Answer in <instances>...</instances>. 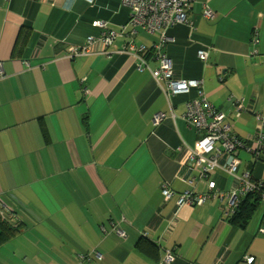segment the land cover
Listing matches in <instances>:
<instances>
[{
  "label": "crops",
  "instance_id": "obj_1",
  "mask_svg": "<svg viewBox=\"0 0 264 264\" xmlns=\"http://www.w3.org/2000/svg\"><path fill=\"white\" fill-rule=\"evenodd\" d=\"M205 3L214 18L203 17ZM188 17L194 27L174 26L163 47L175 77H203L223 121L253 139L264 117V0H193ZM128 20L121 0H0V217L21 225L10 233L0 222V264H157L167 251L172 264H264L263 199L244 226L230 222L220 195L178 208L186 190L214 180L228 192L237 181L189 168L198 133L182 114L195 90L169 98L149 53L138 69L124 47H151L159 35L133 32ZM95 21L120 34L70 56L101 33ZM29 28L35 39L21 48ZM159 111L167 117L156 125ZM239 158L240 174L264 182V138L259 157L240 149Z\"/></svg>",
  "mask_w": 264,
  "mask_h": 264
},
{
  "label": "built area",
  "instance_id": "obj_2",
  "mask_svg": "<svg viewBox=\"0 0 264 264\" xmlns=\"http://www.w3.org/2000/svg\"><path fill=\"white\" fill-rule=\"evenodd\" d=\"M92 4L94 0H85ZM122 4L129 9L128 24L135 32L141 29L147 33H158L159 39L150 47L152 58L158 62L156 68H149L153 78L161 84L165 94L170 98L179 94H190L195 90V96L191 97L186 103V110L182 114L187 126L198 133V139L192 147L183 145L178 146L177 152L184 146L189 149L190 162L189 168H200L202 177L207 176L213 171L224 169L225 172L235 178L237 186L232 190L225 192L219 190L214 180H209L208 190L195 192L186 190L179 194L177 198L178 208L184 205H202L208 199L220 195L226 197L227 202L224 205V214L231 216L240 202L251 192L260 191L261 198L264 200V182L253 180L249 172L239 173L241 159L239 150L245 149L259 157L262 151V142L264 138L263 127L264 117L257 118L259 129L251 140L240 137L232 128L231 124L223 121V114L214 107L208 100L205 88L204 78L194 77L189 79H179L174 76V70L171 59L163 50L164 44L171 39L168 30L179 24H185L193 28V22L188 17V11L191 8L193 0H121ZM202 15L206 19H212L216 13L205 3ZM101 29L99 36H89L87 44L82 47L71 49L70 56H79L88 54L92 51V45L96 42H102L104 45L111 44L120 34L118 31L110 28L105 21H95L94 23ZM255 42L257 37L255 36ZM123 52L134 53L140 60L138 69L143 66L148 67L146 58L139 54L145 50L142 44L138 46L133 41L127 43ZM131 51V52H130ZM198 57L205 61L208 52L205 49L198 50ZM236 106V115L245 109L242 99L233 100ZM167 117L165 112L159 111L153 115L154 124L158 125ZM173 117H175L173 115ZM250 143H254L250 146ZM193 180V179H192ZM190 180V181H192ZM194 181V180H193ZM162 194L165 200H168L174 194L169 184L162 185ZM116 233L124 236L125 232L116 228ZM248 263L254 261L253 256L246 258ZM173 255L167 251L164 258L157 264H172ZM82 264V263H80ZM195 264V263H190Z\"/></svg>",
  "mask_w": 264,
  "mask_h": 264
},
{
  "label": "trees",
  "instance_id": "obj_3",
  "mask_svg": "<svg viewBox=\"0 0 264 264\" xmlns=\"http://www.w3.org/2000/svg\"><path fill=\"white\" fill-rule=\"evenodd\" d=\"M95 2V0H94ZM93 2V3H94ZM92 3V4H93ZM89 4V3H88ZM100 35V34H99ZM98 35V36H99ZM93 36V35H91ZM97 37V36H96ZM34 33H32V30L29 28L27 30H22L19 38L18 43L22 45L21 48H26V46H30L34 40ZM144 45V44H143ZM145 46V45H144ZM145 50L139 52L141 55L147 57L148 53H150V47L145 46ZM28 48V47H27ZM27 51V50H26ZM175 76V75H174ZM262 198L260 195V191H255L249 193L239 204V206L236 208L233 216L230 218V222L233 224H238L240 226L246 225L248 220L253 215L254 211L258 208V206L263 205ZM9 219L6 217V219H2L0 217V222L3 223L4 226L7 227V229L10 231V233L18 232L21 225L17 222H9Z\"/></svg>",
  "mask_w": 264,
  "mask_h": 264
}]
</instances>
